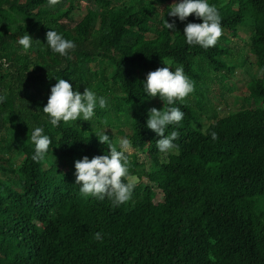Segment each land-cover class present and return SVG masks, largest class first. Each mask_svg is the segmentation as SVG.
I'll return each mask as SVG.
<instances>
[{
    "label": "trees",
    "instance_id": "16d2710c",
    "mask_svg": "<svg viewBox=\"0 0 264 264\" xmlns=\"http://www.w3.org/2000/svg\"><path fill=\"white\" fill-rule=\"evenodd\" d=\"M174 2L0 0V264H264V0H209L224 34L237 38L248 29L261 77L246 81L240 97L255 100L254 108L207 117L212 122L203 131L194 124L217 109L210 71L233 74L234 67L223 62L229 54L223 35L208 49L185 43V25L201 21L168 17ZM173 20L175 30L168 31L165 21ZM50 28L72 39L75 51L61 57L44 45ZM25 33L34 41L27 51L18 44ZM163 63L173 71L182 66L195 82V91L173 105L185 116L166 130L179 133L178 148L168 154L158 151L159 137L146 127L148 111L168 105L142 88ZM56 78L81 93L91 87L106 95L108 107L97 108L90 122L52 126L42 108ZM120 117L131 149L152 171L128 154L126 182H138L132 199L116 207L107 197L81 194L74 161L107 154L91 133L103 121L118 144ZM34 126L52 140L39 162L32 160Z\"/></svg>",
    "mask_w": 264,
    "mask_h": 264
},
{
    "label": "clouds",
    "instance_id": "9594fccd",
    "mask_svg": "<svg viewBox=\"0 0 264 264\" xmlns=\"http://www.w3.org/2000/svg\"><path fill=\"white\" fill-rule=\"evenodd\" d=\"M61 0H49V4L55 6ZM169 8V7H168ZM168 17L185 21L190 15L200 19V23L189 22L183 29L184 41L189 46H200L203 49L215 47L223 34L222 17L218 8L209 3V0H178L170 5L166 14ZM167 30H175V20L165 21ZM46 33V45L53 53L66 57L74 52L77 44L72 39L55 30ZM34 41L25 33L18 40V44L27 51L33 46ZM157 68L147 74L142 84L144 95L147 97H159L166 101L168 107L160 110L151 108L147 114L146 127L154 132L159 139L156 146L160 153L168 154L178 148L174 143L179 133L172 130L166 134L170 125L179 126L185 113L180 107L173 106L195 91V82L188 77L182 66L170 70V66ZM172 69V68H171ZM56 83L50 88L46 105L42 108L47 115L48 123L54 127L61 122L70 123L81 121L90 122L95 116L97 108L105 109L109 105L106 95H98L91 87H85L83 93L74 90L73 85L62 78H56ZM4 97L0 96V102ZM27 108L26 106H24ZM28 110V109H27ZM111 127L107 121L101 122L99 127L91 132L101 144L107 145V154H101L89 158L83 156L74 161L75 182L79 185L81 194L91 196L99 200L106 197L116 207L127 203L133 197L136 187L135 182H126L129 177V153L132 148L130 139L125 136L120 138L118 144L112 142L105 130ZM112 132V129H111ZM213 140L217 139L216 132H211ZM34 145L32 160L39 162L45 158L52 140L45 134L43 126H34L30 135ZM94 239L102 241L101 232L94 234Z\"/></svg>",
    "mask_w": 264,
    "mask_h": 264
},
{
    "label": "rangeland",
    "instance_id": "374dc122",
    "mask_svg": "<svg viewBox=\"0 0 264 264\" xmlns=\"http://www.w3.org/2000/svg\"><path fill=\"white\" fill-rule=\"evenodd\" d=\"M84 3L81 4L80 10L73 15V19L77 22L80 17L84 14ZM248 29L242 28L238 34L237 38H231L227 34H222L224 40H220V43L223 44L229 51L228 57L223 59V62L229 67H234L233 74L228 73L227 71H222L220 74H215L210 71L211 83V97L213 98L214 103L217 104V109L213 112L207 113L204 117L201 115L202 124H194V128L198 131H203L207 124L212 122L211 118H207L213 115L223 117L229 115L232 112H235L239 109H248L254 108L255 100L251 99L250 101L242 100V94H245V84L250 78H260L261 72L257 71L253 66L252 56L248 49L249 44V33ZM191 95V94H190ZM222 95V97L220 96ZM241 97V98H240ZM205 106L209 109V105L206 103ZM121 126L120 131L122 135H113L116 142L120 138H123L129 133L128 126H125V119L120 117ZM200 128V129H199ZM109 131V130H108ZM136 155L138 161L143 165V169L146 173L152 171L151 166L146 162V159L143 155L134 152L131 149L130 153ZM131 182L137 183V179L134 177L130 180ZM143 185H148L146 179H142L141 182Z\"/></svg>",
    "mask_w": 264,
    "mask_h": 264
}]
</instances>
